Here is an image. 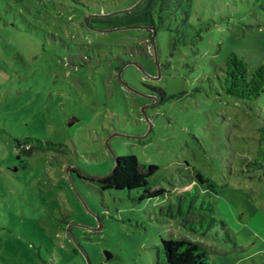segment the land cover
Masks as SVG:
<instances>
[{
    "label": "rangeland",
    "instance_id": "rangeland-1",
    "mask_svg": "<svg viewBox=\"0 0 264 264\" xmlns=\"http://www.w3.org/2000/svg\"><path fill=\"white\" fill-rule=\"evenodd\" d=\"M137 1L0 0V264H167L162 239L190 234L162 209L194 168L230 231L204 239L212 262L264 264V93L217 82L230 54L263 62L264 0H183L154 35L101 21ZM25 137L61 151L21 161ZM130 153L160 167L165 197L85 179Z\"/></svg>",
    "mask_w": 264,
    "mask_h": 264
},
{
    "label": "trees",
    "instance_id": "trees-1",
    "mask_svg": "<svg viewBox=\"0 0 264 264\" xmlns=\"http://www.w3.org/2000/svg\"><path fill=\"white\" fill-rule=\"evenodd\" d=\"M188 14L183 0H138L133 6L103 17L115 29L121 27H144L154 33L158 27L178 23L179 17ZM153 30V31H152ZM171 31V27L169 29ZM177 31L179 28L176 29ZM218 73V85L229 96L236 100L254 101L264 93V60L253 71H249L247 63L235 54H230ZM213 82V81H212ZM214 83V82H213ZM159 91L158 100L166 98V92L153 86ZM154 91V92H155ZM153 98L146 101L152 102ZM156 106L152 104V108ZM264 121V102L262 106ZM19 154L17 157L24 161L22 154L30 155L34 150L55 152L61 151V143L51 140L43 141L36 137H25L17 140ZM25 167V163L22 164ZM160 167L155 163L140 162L134 153L118 155L112 169L102 176H84L94 181L102 190H132L138 191V199L166 196L168 190L159 185ZM189 189L176 193L177 204L169 201L162 213L175 220L189 236L178 238H163L162 247L167 264H214L204 239L213 230L223 228L230 237V231L224 219L216 214V206L211 192L218 193L219 185L215 179L205 175L199 169H192ZM166 207V208H165ZM216 230V232H218ZM215 235V234H214Z\"/></svg>",
    "mask_w": 264,
    "mask_h": 264
},
{
    "label": "water",
    "instance_id": "water-1",
    "mask_svg": "<svg viewBox=\"0 0 264 264\" xmlns=\"http://www.w3.org/2000/svg\"><path fill=\"white\" fill-rule=\"evenodd\" d=\"M152 29L154 30V33H153V35H154V34H155V29H154L153 26H152ZM146 119L149 120L148 116H146ZM110 256H111L110 254L106 253V257H107V258H109ZM86 258H88L87 255H86ZM88 262H89V259H88ZM89 263H90V262H89Z\"/></svg>",
    "mask_w": 264,
    "mask_h": 264
},
{
    "label": "flooded vegetation",
    "instance_id": "flooded-vegetation-1",
    "mask_svg": "<svg viewBox=\"0 0 264 264\" xmlns=\"http://www.w3.org/2000/svg\"><path fill=\"white\" fill-rule=\"evenodd\" d=\"M145 103H148L149 105L154 104V102H150V101H145Z\"/></svg>",
    "mask_w": 264,
    "mask_h": 264
}]
</instances>
